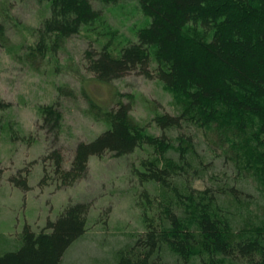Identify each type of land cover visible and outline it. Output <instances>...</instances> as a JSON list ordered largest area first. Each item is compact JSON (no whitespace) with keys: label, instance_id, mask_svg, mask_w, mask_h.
<instances>
[{"label":"trees","instance_id":"16d2710c","mask_svg":"<svg viewBox=\"0 0 264 264\" xmlns=\"http://www.w3.org/2000/svg\"><path fill=\"white\" fill-rule=\"evenodd\" d=\"M35 1L48 9L35 30L33 51L40 56L56 55L66 40L100 20L93 1H135L149 23L117 54L111 43L90 44L86 70L98 83L132 72L155 78L178 107L152 118L153 134L133 118L130 102H117L105 112L107 127L76 144L67 169L59 150L48 153L52 171L44 168L40 183L52 175L60 187L70 186L85 177L91 157H127L149 147L151 156L132 172L158 193H139L145 230L116 251L113 264H264V227L237 229L235 213L222 201L239 206L250 196L237 181L244 176L264 191V0ZM57 105L40 108L41 126L55 137L63 119ZM208 140L220 151L218 176L201 149ZM21 172L10 182L28 191ZM209 173L210 184L195 188ZM88 211L87 203L70 202L40 231L25 223L15 246L0 253V264H64L68 248L87 231Z\"/></svg>","mask_w":264,"mask_h":264},{"label":"rangeland","instance_id":"374dc122","mask_svg":"<svg viewBox=\"0 0 264 264\" xmlns=\"http://www.w3.org/2000/svg\"><path fill=\"white\" fill-rule=\"evenodd\" d=\"M93 6L101 12L98 22L66 40L56 55L40 56L33 51L35 30L48 15L47 5L0 0V104L4 106L0 107V253L15 246L25 223L40 231L70 202L89 205L88 227L66 251L64 264H113L116 251L145 230L137 205L139 193L147 189L155 195L158 187L141 186L132 169L151 156L149 147L127 157L111 153L91 157L85 177L70 186L60 187L52 175L46 184L40 183L44 168L52 171L48 153L59 150L67 169L76 144L92 140L107 127L105 112L117 102H130L133 118L153 134L158 133L152 122L157 113L178 111L172 93L155 78L132 72L98 83L87 72L84 54L90 44L99 49L111 43L110 51L117 54L149 23L135 1L116 5L93 1ZM56 102L63 118L57 137L41 126L40 114L42 106ZM201 149L205 160L213 162L212 175L218 176L220 151L207 141ZM19 172L27 178L28 191L10 182ZM211 173L195 182V188L209 185ZM237 181L250 196L239 206L227 197L222 200L235 213L236 228L264 227L262 187L247 176Z\"/></svg>","mask_w":264,"mask_h":264}]
</instances>
